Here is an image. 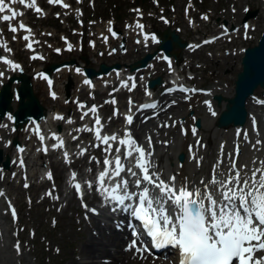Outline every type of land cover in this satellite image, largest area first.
Masks as SVG:
<instances>
[{
    "label": "bare ground",
    "instance_id": "bare-ground-1",
    "mask_svg": "<svg viewBox=\"0 0 264 264\" xmlns=\"http://www.w3.org/2000/svg\"><path fill=\"white\" fill-rule=\"evenodd\" d=\"M37 1L36 7H38ZM28 2H31V0H28ZM63 3H65V0H63ZM15 6H20L24 10V13L31 10L19 4L13 5V7ZM23 23L26 25V22ZM2 24L0 23V42L9 47L10 43L6 42L1 36L3 32ZM134 28L137 34H140L136 40L139 41L137 44H139L138 48L140 52L145 53L150 46L156 45L157 38L154 33L142 31L137 26H134ZM20 33L23 36L27 34L26 32L19 31L16 35ZM145 36H148L147 40H145ZM152 37H155V41L152 40ZM32 38L35 40L34 36ZM24 42L28 43L25 40ZM34 44L32 45V49L34 48ZM192 48L193 44L189 43L187 48L182 49V52H190ZM25 50L26 52L31 51L27 47ZM158 55L143 70L130 72L126 67L122 66L121 70L114 71L101 78H95L87 85L83 83L85 78L81 73V66L79 68H63L56 74L68 73L70 79L72 76L70 73L74 71L76 77L80 80L75 95L72 96L74 91L71 90L69 98L61 96L62 100H60V97H56L55 94L56 98L53 100L54 106L51 109L45 110V118L37 124L30 123L25 125L20 131L13 130L12 123L8 120L9 115L3 121H0V123L8 125L7 128H0V149L3 152V156H7L10 161L9 170L0 168V178L1 176L7 178L9 183L13 178L24 179L28 180L30 185L37 186L38 168L42 167L43 179L41 185H45L47 188L46 193L51 192L52 195H43L41 201L48 204L50 209H53L58 216L63 215L66 211H72L69 221L75 212L78 214L77 225L80 226L78 252L75 256L72 255L69 258L68 264H178L180 260L179 257H173V255L165 257L166 252L159 253L158 255L147 254L141 258L140 254H135L134 250L126 251V247L131 242L130 233L123 227H117L112 222L113 218L111 215L107 214L103 209L100 210L102 207L93 204L96 194L87 187V183L92 182L98 174L95 175L97 163L92 158L98 159L101 162L105 153L102 145L99 148L93 147V144L99 143L95 140L94 132H77L76 129H84L85 126L92 127L94 125V119L92 118L94 115H98L101 118V122L104 125L103 131L108 132L112 128L116 129L106 134L110 135V133L115 132V134L122 137L124 135L123 126L125 124V128L130 129L134 138L141 145L147 146L146 138L151 136L153 141L152 151L154 153L152 160L158 164L161 170L167 169L168 173H172V175L176 174L177 183L183 182L185 178L191 184H199L201 178L205 180L209 179L212 166L217 161V158H223L224 163L227 164L228 154L231 153L235 156L237 148L239 149V165L248 164L251 167L253 159L263 160L262 155H252L249 152L251 141H254L252 135H256L255 133H257L264 136V102L256 96L258 90L246 100L245 109L248 116L242 128L232 126L226 128L216 127V120L220 112L224 110L226 102L222 101L217 106L212 100V96L220 95L224 99H228L233 95L232 87L225 88L223 84L216 82L206 89V94H198L197 92H193L194 87L182 86L189 88L188 94H184L180 91L182 79L178 70L174 77H172L173 80H177L178 89H174L172 86L174 81L170 77L171 72L165 70L164 74H167L168 78L163 80L158 88H165L166 91L157 100L153 99L157 102V108L155 109L137 111L139 107H134L133 97L131 100L132 104L128 106L124 101H117L114 98V94L118 98V95L121 94H132L134 96L141 91V84L147 80L148 76L152 75L149 70L154 66V61H158L159 63L164 62L160 54ZM0 56H4L19 64L20 68L24 70L23 66L14 59L12 50L9 53L0 48ZM39 56L43 57V54ZM40 61L42 62L43 59H40ZM167 61H171L172 66L175 64L172 60ZM76 69H80V72L77 73ZM0 72L4 73V76L0 78L1 86L4 83V79L15 74L16 70H13L11 66L6 67L3 63H0ZM41 74L42 67L36 70L35 77L38 78ZM35 80L37 81V79ZM15 87L13 86L12 88ZM105 89H111V92L109 99L102 105H99V102L93 101L92 98L85 101L81 98L85 91H93V94L96 91L98 95H102L105 93ZM260 90L264 92V89ZM113 100L116 101L115 104L112 103ZM173 101H175V104L172 103ZM78 104L86 105L89 108L95 105L97 106V112L95 114L90 112L88 117L81 120L80 117L85 109L79 108ZM141 104L144 105L143 103ZM61 105L65 107L72 105L73 111L70 108L69 113L62 114L60 111H62L63 106ZM12 106L13 110H15L17 106L16 100L13 101ZM107 109L112 110L110 115H105L103 112ZM114 109L118 110L119 113L116 116H113ZM123 109L125 113L122 111ZM161 109L164 110L161 111ZM57 115L65 119H54ZM126 115L133 116L131 126L126 124ZM69 119L72 123H68ZM196 119H200L201 127L193 135L192 129L195 128L194 122ZM164 124L170 126H161ZM182 129L186 132V135L182 134ZM37 131L39 135L45 138L43 142H41L39 136L36 134ZM15 134L19 138L20 146L24 149L22 153H18L11 145L5 147V143L11 141V138ZM53 134H55V137ZM245 134L247 138H245ZM20 136L23 139H20ZM73 136L77 137V139L73 140ZM81 139L83 142L80 144ZM59 140L64 141L62 147L59 146ZM197 141H200L203 147L198 146ZM51 144V149H49ZM53 145H57V147L54 149ZM190 145L194 146L191 153L189 150ZM222 145L223 150L221 151ZM81 149H87L84 155H78ZM65 151L69 154L67 161L64 156ZM181 154L184 155V158L180 162L178 158ZM193 156L200 160L199 167L197 166V160H194ZM21 158L24 161L23 168L19 166V159ZM13 161H16V163H13ZM48 166L51 172H58L59 182L53 187H49L48 180L46 179L47 173L45 170H47L46 167ZM70 171L71 173L68 174ZM73 172L76 173L75 180L72 178ZM166 174L162 173L163 178L168 179ZM53 180H55L54 177ZM77 183L82 186V198L76 194L74 189V185ZM0 192L4 193L3 196H0V264H32L26 256L22 257L21 248L20 254H17L14 247L16 244L11 240V233L5 222L7 214L1 208V198L5 197L4 189H0ZM84 204L87 205V208L83 207ZM95 207L98 208V211H96V214H93L89 209H94ZM123 217L124 215H120L118 219L121 220ZM72 222L74 221L72 220Z\"/></svg>",
    "mask_w": 264,
    "mask_h": 264
},
{
    "label": "rangeland",
    "instance_id": "rangeland-1",
    "mask_svg": "<svg viewBox=\"0 0 264 264\" xmlns=\"http://www.w3.org/2000/svg\"><path fill=\"white\" fill-rule=\"evenodd\" d=\"M111 1L80 0L77 2V0H65V3L70 5L68 9H65L58 5L50 6L48 0H38V6L42 11L34 13L33 10H29L20 18L27 21L33 36L39 41L31 53L24 50L26 44L22 39V34L16 36L14 40V34L8 30V24L2 25V36L6 42L10 43L9 48L14 53V58L23 66L25 73L34 76V80L37 79L34 82L32 79L33 90L40 104L46 109H51L54 106L51 92H54L56 97H60V100H62L61 96L65 98L64 85L62 84L67 82L69 74H55L50 86L46 84L44 78L35 77L38 68H44L50 63L64 59H75L85 65L80 59L83 56L91 60L88 66L97 68L100 63L107 65L113 63L130 64L142 56L139 46L131 39L128 40L127 52L114 54L112 48L117 42L110 40L109 35H102L103 32H106V19H102L105 15L104 12L107 11L111 17H114V12L108 11V9H113ZM132 2L133 0H118L123 19L116 24L117 28L124 29L136 21L143 22L147 31L163 30L170 25L172 29L177 30L182 39L189 40L198 46L203 36L217 33V19H219V23H222L223 20L234 21L238 27L237 37H224L218 40L214 46H200L192 49L191 52L183 53L177 49L173 51L179 55L177 70L181 73V79L187 80L186 84L196 89H207L216 82H220L225 88H231L236 74L240 71L241 49L254 45L264 27V12L260 10V3L257 0H151L146 4L148 8L142 3H138L141 6H139V13L135 12L136 7H132ZM245 3L258 10L257 16L252 19L255 21L256 31L251 34L252 37L249 36L247 39L240 37L243 34L240 27L241 10ZM232 6L237 10L236 15H231ZM19 11L24 12L21 7H19ZM203 13L208 17L207 20L202 19ZM87 14L95 17L96 25L89 22L84 24L83 21L87 19ZM105 18H107L106 15ZM20 19L14 24L18 25ZM190 19H193L194 27L188 24ZM103 37H107V41ZM68 44L72 45L71 50H68ZM156 47L150 46L149 51H155ZM56 49H60V52H57ZM36 54H43L42 62L40 59L30 58ZM165 70H169L166 63L154 61V66L149 71L154 73L155 77L161 76L165 80L168 78L167 74H164ZM71 72L73 73L70 75H74L72 82L75 83L71 86L73 88L70 87L74 91L73 96L76 94L75 91L80 80L74 71ZM99 86L101 87V85ZM144 88V84H141V91L136 95L121 94L117 98L114 94V98L117 101H124L128 106L129 100H132L133 97L134 107H136L145 101ZM164 91L165 88H160L151 92L153 97L157 99ZM110 92L111 89H105L104 94L98 95L96 91L94 94L93 91H85L81 98L84 101L92 98L93 101L102 105L109 99ZM256 96L264 101V92H261L260 89L256 92ZM61 106H63L62 111H60L62 114L69 113L71 109L73 111L72 105ZM122 111L125 112L124 109ZM103 112L105 115H110L112 110L107 109ZM12 139L13 137L11 141ZM20 139L23 137L20 136ZM38 170L37 186L30 185L28 180H19L18 178L11 179L9 183L7 178L1 176L0 189H4L5 192V197L1 198V208L7 214L6 202L15 201L18 214L16 219L10 218L7 214L5 222L9 227L11 240L20 245L22 257L26 256L32 264H68L69 258L78 252L80 234V226L77 225L78 214L75 212L69 221L72 211H66L63 215L58 216L48 204L41 201L47 192V188L45 185H41L43 169L39 167ZM45 171L47 174H53L52 177L55 179H48L46 175L49 187L58 184V172H51L49 167ZM25 183L29 185L28 188L24 187Z\"/></svg>",
    "mask_w": 264,
    "mask_h": 264
},
{
    "label": "snow or ice",
    "instance_id": "snow-or-ice-1",
    "mask_svg": "<svg viewBox=\"0 0 264 264\" xmlns=\"http://www.w3.org/2000/svg\"><path fill=\"white\" fill-rule=\"evenodd\" d=\"M48 3L65 9L70 7L63 3V0H48ZM16 4L27 9H35L37 13L42 10L36 7V0H31V2L0 0V23L8 24V30L14 34V40L17 32H26L27 34L22 39L28 42L26 47L33 50L32 45L39 41L32 38V30L22 21L18 25L12 23L24 15L23 12H18L13 7ZM202 19L207 20L208 17L204 16ZM136 26L141 30L144 28L142 24ZM244 27L248 28L247 25ZM109 31L111 32V28ZM144 38L147 40L148 36ZM62 39L65 38L62 37ZM103 39L107 41V37ZM152 40L155 41V37H152ZM65 43H67L66 40ZM204 43H211V41L206 40ZM0 48L5 52H11V49L2 42H0ZM71 49L72 45L68 44V50ZM56 51L60 52V49ZM30 58L43 59L35 55ZM0 63L6 67L11 66L13 70L20 68L19 64L4 56H0ZM76 72L79 73L80 69H76ZM3 76L4 73L0 72V78ZM48 83L51 86L52 81L48 80ZM83 83L87 85L89 81L85 79ZM180 91H184L182 86ZM50 94L53 99L56 98L54 92ZM112 103L115 104L116 101L113 100ZM172 103L175 104V101ZM131 104L132 101L129 100V105ZM78 107L85 109L80 117L81 120L88 117L90 112L93 114L97 112L95 105L89 108L78 104ZM155 108H157L155 103H149L141 105L137 111ZM118 114V110L114 109L113 116ZM92 118L94 119L92 127L85 126L84 129L77 128L76 131L94 132L95 140L99 143L93 144V147L99 148L103 145L105 158L102 162V171L96 176L95 183L90 181L87 187L103 195L107 202L105 206H111L113 211L130 213L133 219L139 221L143 232L150 238V247L176 249L180 254L179 264H234V262L235 264H264V160L253 159L251 167L248 164L239 165V149L237 148L235 156L228 154L227 164L224 163L223 158H217L212 166L209 179L201 178L199 184H191L185 178L183 182L177 183L176 174L164 179L162 173L155 170L152 160L154 153L151 136L146 138L147 146H145L138 143L130 129H126L122 137L115 133L102 134L104 125L101 118L98 115ZM12 119L9 115L8 120ZM54 119L63 120L65 118L57 115ZM125 121L131 126L133 116L126 115ZM68 123L72 121L69 119ZM7 127V124L0 123V128ZM192 132L195 135L196 129L193 128ZM36 134L43 142L45 138L39 135L38 131ZM182 134L186 135L183 129ZM53 135L55 137V134ZM245 138H247L246 134ZM75 139L77 137L73 136V140ZM259 143L261 142L257 141V144ZM10 145L11 141L5 143V147ZM63 145L64 141L59 140V146ZM114 145H116L115 148ZM197 145L203 147L200 141H197ZM56 147L57 145H53L54 149ZM193 147L189 146L190 153ZM17 151L22 153L24 149L18 147ZM86 151L87 149H81L78 155H84ZM64 156L67 161L69 156L67 151L64 152ZM92 159L98 164L101 163L95 158ZM193 159L197 160L199 167L200 160L195 156ZM124 161H128L131 167H127ZM19 166L24 167L22 158L19 159ZM125 173L134 179L129 181L122 175ZM47 177L48 179L53 178L51 173H48ZM72 178L75 180V172L72 173ZM24 187L28 188L29 185L25 183ZM74 189L76 194L82 198V186L77 183ZM3 195L4 193L0 192V196ZM46 195H52V193L49 192ZM83 207L87 208V205L84 204ZM89 211L96 214L95 209H89ZM12 215L15 219L14 211ZM139 234L136 229H133L134 237ZM14 247L19 255L20 245L16 244ZM125 250H134L135 254L139 255L149 252V247L133 239ZM141 258H143L142 255Z\"/></svg>",
    "mask_w": 264,
    "mask_h": 264
},
{
    "label": "water",
    "instance_id": "water-1",
    "mask_svg": "<svg viewBox=\"0 0 264 264\" xmlns=\"http://www.w3.org/2000/svg\"><path fill=\"white\" fill-rule=\"evenodd\" d=\"M257 10L250 11L246 14L243 22L255 17ZM119 32H116L118 35ZM160 37L158 49L162 50L166 57L171 56V51L174 47L183 49L186 47V43L183 42L180 37L169 28L163 32H157ZM124 49V43L121 44V50ZM156 54H147L140 61L130 65V70L134 71L139 68L146 67L148 61H150ZM86 62L88 60L83 58ZM75 60L63 61L61 63H53L47 66L44 70L46 77L49 79L50 73L59 70L62 67L74 65ZM241 71L237 73L234 81V94L231 98L224 99L222 96H214V100L217 105H220L222 101L226 102L225 110H223L217 120L218 127H243L246 122L247 112L245 109L246 100L253 94V92L259 87L264 88V30L262 31L258 42L252 47H247L244 50L241 58ZM120 65L118 63L107 66L101 64L99 70L96 71L92 68H85L84 74L91 80L92 77H99L102 74H108L111 70H119ZM14 83L19 84L17 88L12 90ZM161 80L159 78L149 82V88L155 85H160ZM71 82L66 86V94L68 96V90ZM13 92L17 95L18 106L13 111L11 102L13 99ZM8 113L12 114L15 129H21L23 124H27L30 121L34 123L39 122L44 118V107L40 104L38 98L33 93L31 78L23 73L21 69L18 70V75H14L8 79V81L0 89V120H3L5 115ZM197 128L200 127V121L197 120L195 123ZM13 145L18 148L20 147L16 139L13 141ZM184 158L183 154L179 156V161ZM2 161V151L0 150V163ZM3 168H9V159L3 162Z\"/></svg>",
    "mask_w": 264,
    "mask_h": 264
},
{
    "label": "trees",
    "instance_id": "trees-1",
    "mask_svg": "<svg viewBox=\"0 0 264 264\" xmlns=\"http://www.w3.org/2000/svg\"><path fill=\"white\" fill-rule=\"evenodd\" d=\"M138 1L142 4H146L149 0H136V2H138ZM110 3H112V6L115 5L114 10H115L116 16L120 17V15L117 14L120 10V8L118 6V1L112 0ZM104 13L107 14V11H105Z\"/></svg>",
    "mask_w": 264,
    "mask_h": 264
}]
</instances>
